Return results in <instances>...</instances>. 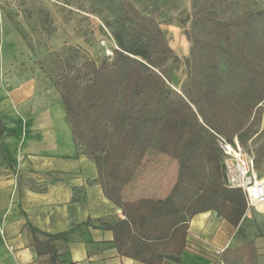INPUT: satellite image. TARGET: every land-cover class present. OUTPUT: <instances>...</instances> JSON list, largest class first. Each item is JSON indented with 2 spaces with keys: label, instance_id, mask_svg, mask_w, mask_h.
Wrapping results in <instances>:
<instances>
[{
  "label": "trees",
  "instance_id": "trees-1",
  "mask_svg": "<svg viewBox=\"0 0 264 264\" xmlns=\"http://www.w3.org/2000/svg\"><path fill=\"white\" fill-rule=\"evenodd\" d=\"M187 32V80L171 84L166 58L178 60L156 17L131 0L122 4L113 57L64 68L56 81L76 148L97 161L110 199L125 219L112 227L121 255L149 264H177L190 219L216 211L234 227L247 211L243 192L224 185L216 134L243 146L258 141L264 161V10L234 13L230 0H194ZM5 127L0 119V138ZM149 151L176 163L171 190L157 199L124 201L123 188ZM40 264H76L60 258L67 233H43L30 225ZM39 234L45 236L41 239ZM254 261V243L241 254Z\"/></svg>",
  "mask_w": 264,
  "mask_h": 264
},
{
  "label": "crops",
  "instance_id": "crops-1",
  "mask_svg": "<svg viewBox=\"0 0 264 264\" xmlns=\"http://www.w3.org/2000/svg\"><path fill=\"white\" fill-rule=\"evenodd\" d=\"M0 18V264H40L28 227L49 234L67 233L59 241L60 258L76 264H149L119 253L112 227L125 219L123 209L104 189L97 161L76 148L60 91L36 73H22L10 33ZM9 52V51H8ZM141 168L143 167L140 166ZM138 171H140L138 169ZM140 173V172H139ZM123 189L124 201L155 197L159 187L139 178ZM254 210L262 236L247 230L244 220ZM246 211L234 227L216 211H204L189 221L186 247L177 264H251L244 246L254 243L256 264H264V211ZM41 239L45 236L39 234ZM224 251L216 255V250Z\"/></svg>",
  "mask_w": 264,
  "mask_h": 264
},
{
  "label": "rangeland",
  "instance_id": "rangeland-1",
  "mask_svg": "<svg viewBox=\"0 0 264 264\" xmlns=\"http://www.w3.org/2000/svg\"><path fill=\"white\" fill-rule=\"evenodd\" d=\"M145 14L157 18L168 44L178 60L166 58L171 84L181 90L187 80L185 57L192 44L187 32L191 26L194 0H131ZM234 13L250 8L263 9L264 0H230ZM120 0H0L3 32L10 33L14 50L4 51V60L16 59L22 73L40 74L59 91L56 81L64 68H80L87 60L108 59L107 49L117 48L115 31L121 25ZM260 142H249L246 149L254 152ZM139 167V178L159 187L155 197L171 190L176 179V163L160 153L149 151ZM142 166V165H141ZM264 178V161L257 164ZM140 172V173H139ZM257 213L252 210L244 220L238 239L247 230L262 236ZM237 264V263H235ZM253 264V263H251Z\"/></svg>",
  "mask_w": 264,
  "mask_h": 264
},
{
  "label": "built area",
  "instance_id": "built-area-1",
  "mask_svg": "<svg viewBox=\"0 0 264 264\" xmlns=\"http://www.w3.org/2000/svg\"><path fill=\"white\" fill-rule=\"evenodd\" d=\"M106 53L110 60L114 51L109 48ZM216 143L223 157L224 185L243 192L247 200V212L259 205H264V178L257 169L254 152L246 149L237 136L230 140L224 135L216 134ZM223 251L224 249L216 250V255ZM213 264L225 263L216 259Z\"/></svg>",
  "mask_w": 264,
  "mask_h": 264
},
{
  "label": "bare ground",
  "instance_id": "bare-ground-1",
  "mask_svg": "<svg viewBox=\"0 0 264 264\" xmlns=\"http://www.w3.org/2000/svg\"><path fill=\"white\" fill-rule=\"evenodd\" d=\"M259 208L262 210V212L264 211V205H259Z\"/></svg>",
  "mask_w": 264,
  "mask_h": 264
}]
</instances>
